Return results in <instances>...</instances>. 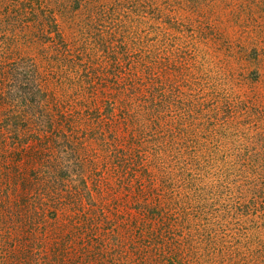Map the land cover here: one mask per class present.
<instances>
[{
  "label": "rangeland",
  "instance_id": "374dc122",
  "mask_svg": "<svg viewBox=\"0 0 264 264\" xmlns=\"http://www.w3.org/2000/svg\"><path fill=\"white\" fill-rule=\"evenodd\" d=\"M0 264H264V0H0Z\"/></svg>",
  "mask_w": 264,
  "mask_h": 264
}]
</instances>
